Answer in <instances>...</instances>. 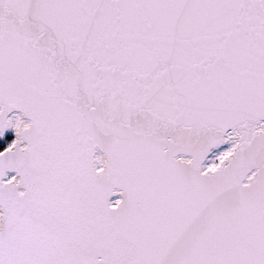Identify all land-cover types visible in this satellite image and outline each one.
Listing matches in <instances>:
<instances>
[{"label": "snow or ice", "instance_id": "obj_1", "mask_svg": "<svg viewBox=\"0 0 264 264\" xmlns=\"http://www.w3.org/2000/svg\"><path fill=\"white\" fill-rule=\"evenodd\" d=\"M0 264H264V0H0Z\"/></svg>", "mask_w": 264, "mask_h": 264}]
</instances>
